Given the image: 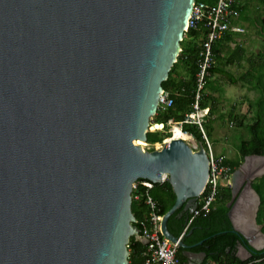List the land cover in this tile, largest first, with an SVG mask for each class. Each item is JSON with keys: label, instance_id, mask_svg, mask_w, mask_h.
<instances>
[{"label": "water", "instance_id": "obj_1", "mask_svg": "<svg viewBox=\"0 0 264 264\" xmlns=\"http://www.w3.org/2000/svg\"><path fill=\"white\" fill-rule=\"evenodd\" d=\"M194 1L0 0V264H128L132 185L163 174L175 201L160 229L175 243L169 219L196 208L208 156L190 133L142 144ZM254 160L233 172L226 214L258 251Z\"/></svg>", "mask_w": 264, "mask_h": 264}, {"label": "trees", "instance_id": "obj_2", "mask_svg": "<svg viewBox=\"0 0 264 264\" xmlns=\"http://www.w3.org/2000/svg\"><path fill=\"white\" fill-rule=\"evenodd\" d=\"M204 1L208 4H214L216 0H196ZM232 5V8L238 12V22L240 18H244L245 8L248 1L244 0L241 5L240 0ZM261 3L264 0H259ZM257 24L264 29V18L259 19ZM207 28L199 22L197 28L188 29L185 31L184 38L180 42L181 50L177 57L176 62L172 65L168 77L161 83L162 88L169 93L172 103L164 110L157 109L155 115L151 117L154 124H166L168 119L173 121H181L184 114L189 110L196 90V74L199 70V49L201 43L204 41ZM229 33L225 32L223 36L212 43L213 64L209 69V75L205 79V89H212L213 81L210 80L211 75L220 72L221 66L234 64L236 62H248V69L242 73L244 79H249L247 84L248 88L256 92L253 99L247 101V111L243 116H232V122H235L236 127H243L247 130L248 139L241 138L236 144V150L239 152V158L226 159L225 163L230 166V173H233L243 163L244 157L248 155L264 156V46L258 52L246 54V50L236 44L232 49L225 53V57H220L218 52L222 48L224 41L229 42ZM188 38V39H187ZM205 89L201 98V106L207 107L210 98L205 95ZM214 107H208V116L214 113ZM250 114V115H249ZM208 126L204 124L206 136L208 133ZM155 126L152 125V129ZM182 130L190 133L197 142L206 148L205 140L202 133L197 126L193 124H183ZM169 133L160 130L148 131L146 133V142L151 144L148 151L154 150V143H161L165 138L169 137ZM208 137V136H207ZM146 179L139 178L137 181ZM252 188L258 194L260 203L257 211L256 221L261 224V231L264 233V175L258 177L252 183ZM145 191L146 188L140 187L138 192L139 199L131 201V212L135 218L134 224L139 228V221L148 213V207L145 204ZM148 194L156 202L159 215H164L173 205L175 201V194L172 192V187L167 180L163 182L153 183L152 188L149 189ZM134 193L132 190L131 194ZM231 193L229 188H224L223 193L217 197L216 204L206 214L196 216L186 232L182 236L185 244L192 246L191 250L204 251L206 254L205 260L213 264H264V248L258 251L250 249L238 233L232 230L231 223L226 214V202L230 199ZM189 215L182 207L173 213L169 219V229L177 237L181 234L186 220ZM191 230V232H189ZM201 241L200 244H198ZM242 241L251 255L245 259L236 256L237 246ZM128 264H141L143 261L142 253L145 245L134 236H131L128 242ZM183 248L180 246L177 249V257L180 261L185 262L182 255Z\"/></svg>", "mask_w": 264, "mask_h": 264}, {"label": "built area", "instance_id": "obj_3", "mask_svg": "<svg viewBox=\"0 0 264 264\" xmlns=\"http://www.w3.org/2000/svg\"><path fill=\"white\" fill-rule=\"evenodd\" d=\"M235 2V0H216L215 3L211 5L204 1H194L186 31L188 29L197 28L199 22L207 28L204 41L201 43L199 49L200 60L199 70L196 74L194 100L181 121L175 122L172 119H168L166 124H154V129H152V126L148 127L151 131L160 130L172 134V129L175 126L179 127L181 130L183 124H193L197 126L205 140V152L208 156L209 173L204 192L198 196L197 206L193 210L191 217L184 226L181 234L177 237L175 243L165 239L160 229L163 216L156 212V202L147 192L152 188L153 182L149 180H136L133 183L132 190H134V193L131 194V201L132 199H139L140 194L138 190L142 186L146 188L144 196L145 204L148 207V213L138 222V229L140 232L137 239L142 238L146 240L141 264H185L177 257L179 241L194 217L200 214H206L210 211L218 195L220 181L226 178L229 173L230 168L225 163V157L223 155H216L213 152L211 143L206 136L204 124L208 116V107H202L200 102L205 89V79L209 75V69L213 64L212 43L220 39L225 32L243 33L245 31L244 28L238 24L237 10L232 8ZM171 103L172 99L169 97V94L163 90L158 99L157 109L164 110L169 107ZM169 126L170 128H167ZM197 143L199 144V142ZM165 180H167L166 177L161 179L160 182ZM128 246L127 244V248Z\"/></svg>", "mask_w": 264, "mask_h": 264}, {"label": "crops", "instance_id": "obj_4", "mask_svg": "<svg viewBox=\"0 0 264 264\" xmlns=\"http://www.w3.org/2000/svg\"><path fill=\"white\" fill-rule=\"evenodd\" d=\"M240 3L242 5L244 3V0H240ZM248 3L249 4H247V6L245 8V12H244V16H243L244 18H242V19L240 18V21L238 22V24L241 25V27H243L245 31L243 33H232L231 32L228 34L229 39H231V40L229 42L224 41L222 43V48L218 52L220 57H225V53L229 49H232L236 44H238L239 46H242L246 50L247 55H249L251 53L258 52V50H261L262 47L264 46V29L261 28L260 25L257 24V22H255L259 19L264 18V2L261 3L259 0H250V1H248ZM221 69L222 70H220V72L215 73V74L211 75V77H210V80L213 81L214 87H212V89H205V93H204L205 95H208V97L210 98L209 105L207 107L212 105L214 107V110H215L214 113L209 116V120L207 121V123H205L206 126H208L207 127L208 133H209L208 138L210 139L211 146H213L212 147L213 152H214V147H215L214 143H216V142L219 143V142H223V141L228 142L227 137L219 139V141H217V139L215 138V135H214L217 128H219V129L223 128V127H221V124H222L221 121H223L224 117H225V120L228 121L230 124H233V123L235 124V122H232L233 120L231 119V117L232 116H243V115H245V113L247 111L248 99H253L256 96V92L254 90L248 88V86L246 84L250 80L249 79L245 80L244 77L242 76V73L248 69V62L243 60L239 63L236 62L234 64L221 66ZM224 82L228 83L230 85V87H236V86L239 87L241 95L239 96V98L237 100L232 99V101H230L228 99L226 101L225 96L223 95V88H222L224 86ZM248 93H252L253 95H249ZM225 102L226 103L229 102L230 105L228 107L223 106ZM237 108H239V109H237ZM216 116L221 121L215 119ZM216 122H217V124H216ZM226 126H228V125H226ZM226 126H224V127H226ZM221 134L225 135V132H221ZM238 141H239V139H236L235 140L236 143L233 144V142H232L231 145H234V147L236 148V144L238 143ZM228 143H230V142H228ZM154 144H156V146L160 145L159 142H156ZM218 153L219 154H216V155H223V152H218ZM237 153L239 155L238 151H237ZM245 157H244V159H245ZM225 160H226V158H225ZM250 165H251V169H256V166H257L256 164L255 165L250 164ZM232 174L233 173L227 175V179H223L221 181L220 186H219L218 195L220 193H223L224 188H229L230 193L232 192V182H231ZM256 178H258V177H255L252 180L251 186H252V183L254 182V180ZM243 186H244V184L240 185L239 189L237 190L236 195H238L240 193V191L243 189ZM230 198H231V196H230ZM247 199H248V201L243 203V208H241V210L244 209V207H246V209L250 208L249 201H251V199L249 197H247ZM229 201H230V199L226 202V204H225L226 207H227V204L229 203ZM216 202H217V199L213 203V206L216 204ZM259 203H260V199H259ZM258 208H259V206H258ZM227 210H228V207H227ZM241 210L239 211L238 215L239 216L241 215V217L243 219H246L247 216L242 215L244 213ZM257 211H258V209H257ZM256 218H257V212H256V216H255V221H256ZM256 223H257V221H256ZM258 225H260L262 227L261 224H258ZM261 227H260V229H261ZM191 248H192V246H190L187 249L188 251L191 252L190 253L191 256L189 258H187V256L185 254H183L185 249H183V251H182V255L185 259V262L186 263L192 262L193 264H202V262L206 258V255L201 256L199 253L204 252V251L191 250ZM237 252H238V250L236 251V256H238ZM245 258H247V256ZM245 258H243V259H245ZM206 264H213V263L210 261H207Z\"/></svg>", "mask_w": 264, "mask_h": 264}, {"label": "rangeland", "instance_id": "obj_5", "mask_svg": "<svg viewBox=\"0 0 264 264\" xmlns=\"http://www.w3.org/2000/svg\"><path fill=\"white\" fill-rule=\"evenodd\" d=\"M222 88H223V95L225 96L226 101L228 99L230 101H232V99L237 100L239 98V96L241 95V92H240L238 86H236V87H230V85L228 83L224 82V86ZM248 94L249 95H253L252 93H248ZM229 105H230L229 102H227V103L225 102L223 106L228 107ZM237 109H239V108H237ZM215 119L221 121L217 116H216ZM221 123H222L221 124V127H223V128H220V129L217 128L216 129L215 134H214L215 135V138L217 139V141H219V139H222V138H226L227 137L228 138V142H230V143H228L227 141L226 142L228 144L225 141L219 142V143L218 142L214 143L215 144L214 152H215V154H219L218 152H223V156L226 159H231V158L232 159L233 158L235 159L236 157L238 158L240 155H238L236 148L234 147V145H231V143L233 142V144H235L236 143L235 142L236 139H239V140L241 138L248 139L249 134H248V132H247V130L245 128H243V127H240V128L239 127H236V125L234 123L233 124H230L228 121L225 120V117H224L223 121H221ZM216 124H217V122H216ZM226 125H228V126H226ZM224 126H226V127H224ZM167 128H170V126L167 127ZM148 130L151 131L150 129H148ZM182 132L184 133V131H182ZM221 132H225V135H222ZM208 140L210 141L209 138H208ZM150 147H151V144H149L147 142H144L143 149L148 150ZM153 147H154V149H156L159 146H156V144H154ZM263 166H264V163L263 162L262 163H259L257 165V168L254 169V172H259Z\"/></svg>", "mask_w": 264, "mask_h": 264}, {"label": "bare ground", "instance_id": "obj_6", "mask_svg": "<svg viewBox=\"0 0 264 264\" xmlns=\"http://www.w3.org/2000/svg\"><path fill=\"white\" fill-rule=\"evenodd\" d=\"M180 133H183L182 130L179 129V127L175 126V127L172 129V134H171V136H173V135H177V134H180ZM205 133H206V132H205ZM169 137H170V136H169ZM143 144H144V142H143ZM143 144H142V146H143ZM263 163H264V161H263ZM250 164H254V165L256 164V165H258L259 163H258V161H255V160H254V161H250ZM229 168H230V167H229ZM238 168H239V167H238ZM229 174H231V173H230V170H229V173H228L227 175H229ZM163 178H165V175H164V174L161 176V179H163ZM223 179H227V176H226V178H223ZM223 179H221V180H223ZM220 183H221V182H220ZM204 189H205V187H204ZM204 189L202 190V192H204ZM202 192H201V193H202ZM201 193H200V194H201ZM200 194H199V195H200ZM199 195H198V196H199ZM217 197H218V195H217ZM217 197H216V199H217ZM197 199H198V197H197ZM215 201H216V200H215ZM196 206H197V200H196ZM212 206H213V205H212ZM157 207H158V206H157ZM211 208H212V207H211ZM210 210H211V209H210ZM186 211H187V210H186ZM187 213H188V212H187ZM192 213H193V212H192ZM192 213H190V214L188 213L189 217H188V219L186 220V223L188 222V220H189V218L191 217ZM194 218H195V217H194ZM194 218H193V219H194ZM192 221H193V220H192ZM192 221H191V222H192ZM186 223H185V225H186ZM190 224H191V223H190ZM190 224H189V225H190ZM188 227H189V226H188ZM188 227H187V228H188ZM186 230H187V229H186ZM185 232H186V231H185ZM181 240H182V238H181ZM248 257H249V256H248ZM183 263H184V262H183ZM185 264H187V263H185Z\"/></svg>", "mask_w": 264, "mask_h": 264}, {"label": "clouds", "instance_id": "obj_7", "mask_svg": "<svg viewBox=\"0 0 264 264\" xmlns=\"http://www.w3.org/2000/svg\"><path fill=\"white\" fill-rule=\"evenodd\" d=\"M150 125L152 126V125H154V123H149V125H148V127H150ZM154 131V130H153ZM183 131V130H182ZM170 136H171V134H170ZM168 138V137H167ZM166 139V138H165ZM200 144V143H199Z\"/></svg>", "mask_w": 264, "mask_h": 264}]
</instances>
